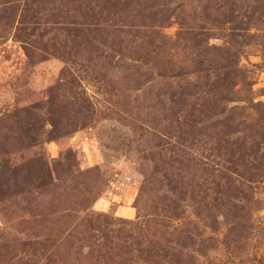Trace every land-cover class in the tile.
I'll return each mask as SVG.
<instances>
[{
  "label": "rangeland",
  "instance_id": "374dc122",
  "mask_svg": "<svg viewBox=\"0 0 264 264\" xmlns=\"http://www.w3.org/2000/svg\"><path fill=\"white\" fill-rule=\"evenodd\" d=\"M0 264H264V0H0Z\"/></svg>",
  "mask_w": 264,
  "mask_h": 264
}]
</instances>
